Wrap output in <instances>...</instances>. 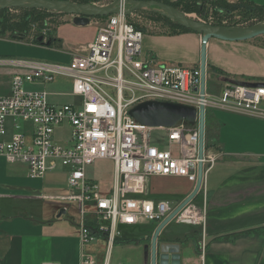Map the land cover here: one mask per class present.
Segmentation results:
<instances>
[{"label":"built area","instance_id":"2783aa9c","mask_svg":"<svg viewBox=\"0 0 264 264\" xmlns=\"http://www.w3.org/2000/svg\"><path fill=\"white\" fill-rule=\"evenodd\" d=\"M89 1L100 7L118 3L124 10L129 0ZM199 1L209 4V0ZM143 39L144 31L121 13L99 24L95 40L83 52L72 54L67 64L9 62L14 73L11 95L0 97V157L27 166L33 180L59 168L67 170L68 189L74 192L68 201L76 203L80 216L81 264H98L88 248L100 239L107 244L104 264H110L122 226H158L176 209L169 202L150 198L152 177L186 178L194 186L197 183L198 124L183 121L173 128H149L137 122L130 111L138 104L156 101L194 107L199 112L200 68L147 60ZM59 79L71 83L69 93L25 89V85L43 86ZM66 95L76 101H51V97ZM204 104L205 113L223 110L264 117V86L230 81L217 97L206 90ZM65 127L70 136L60 142L56 131ZM153 130L165 131L166 137L155 140ZM100 160L115 164L114 184L108 194L87 176V168ZM214 162L215 157L206 152L204 182L207 166ZM174 220L201 225L203 211L191 203Z\"/></svg>","mask_w":264,"mask_h":264},{"label":"crops","instance_id":"0c3cea01","mask_svg":"<svg viewBox=\"0 0 264 264\" xmlns=\"http://www.w3.org/2000/svg\"><path fill=\"white\" fill-rule=\"evenodd\" d=\"M220 1L231 4L242 1L264 7V0ZM256 40L209 41L207 69L215 71L207 74L211 75L213 83L220 85L217 95L208 91L207 82L209 94L221 95L230 81L264 83V46L255 43ZM201 46L199 34H164L147 39L143 56L161 64L200 68ZM71 57L72 53L70 60ZM219 72L224 75H218ZM13 73L11 70L12 76ZM261 109L264 111L263 107ZM216 111L230 116L220 120L222 117L217 118L211 113L209 120L214 148L206 152L215 157V162L207 166L206 180L197 198V207L203 211V224L180 223L193 228L190 234L166 233L165 228L159 241L180 245V264H264V149L248 148L264 137V117ZM211 130L215 134L212 135ZM24 173L19 166H0V264H81L80 227L75 216L70 214L75 209L64 204L68 198L56 193V174L49 172L43 179L36 180L39 187H26L21 180ZM26 174L30 179L28 169ZM179 189L176 183V190H172ZM193 189L194 186L171 192L183 201ZM155 197L159 198L156 194ZM55 202L61 204L55 206ZM58 224H68L69 229L58 227ZM119 237L116 241L119 248L141 244L138 241L130 245ZM151 241L148 243L145 239L143 242L144 264H150ZM88 252L96 256L98 264H104L106 241L100 239L88 248ZM116 264H124V261L120 258Z\"/></svg>","mask_w":264,"mask_h":264},{"label":"rangeland","instance_id":"374dc122","mask_svg":"<svg viewBox=\"0 0 264 264\" xmlns=\"http://www.w3.org/2000/svg\"><path fill=\"white\" fill-rule=\"evenodd\" d=\"M167 1L171 4H178L180 7L177 9L186 13L190 19H193L195 21L205 20L206 22H210L213 26L248 27L264 23V11H261V9H258L256 8V6L254 7L247 2L240 1L236 4H231L220 0H209L208 5H205L204 3L200 2V11L192 12L184 7V2L182 0ZM180 8L184 9V11ZM24 11L26 10L10 9L4 14H0V21H3L5 19L7 23H19L23 21L25 17L26 19L29 18L27 13H25ZM38 12L40 11L38 10ZM154 13L155 12L151 11H138L134 12L128 17L129 22L144 30L143 47L145 46V43L148 38L159 36L161 37L164 36V34H169L170 32L178 29L175 24H172L163 18H159L157 16L152 15ZM34 17L46 19L47 29L45 30L44 35L46 39L48 37H52L56 40V42L53 43V46L51 48L33 44V39L42 36L41 34H39V32H35L36 30L32 32L34 35L30 36L28 39H26V41L23 42L12 41L8 37L9 33L5 38H0V97H7L11 95L12 67L9 65L10 61L37 60L42 62L67 64L70 60L71 53L74 54L76 52H83L87 45L95 40L97 32L99 30V24L105 23V19L108 16L101 18H93L91 20V23L85 26H78L74 24V17L66 14H53V12L46 11L41 13H35ZM38 26L39 25H37V27ZM0 27H2L1 23ZM255 43L264 46V37L257 38ZM144 53L145 51L143 49V54ZM212 81L213 80L211 75L207 74L208 91L218 95L220 92V85L219 83H213ZM25 89L46 90L48 92L66 93L71 91V83L66 79H59V81H57L56 83L47 84L43 86L31 84L25 85ZM75 100V98L68 96L51 97V101L60 104L72 103L75 102ZM261 107L264 108V104H262ZM211 113H214L217 118L222 117L220 120H227L224 117L230 116L221 111L215 110L214 112H212V110H208L209 120L211 119ZM211 132L212 135L215 134L214 131L211 130ZM152 134L155 140H159V138L166 137V132L163 130H153ZM69 136L70 129L65 127L57 129L55 137L58 141L63 142L64 139L68 138ZM252 145H254V147L248 148L264 149V137L261 140H258V143H253ZM2 165H8L10 167L19 166L23 168L25 170V173L21 180L26 187L40 186V184H37L39 183L38 181L27 178V166H25L24 164L19 163L9 165L5 158L0 157V166ZM53 174H56V193H60V195L66 196L67 198L72 196L74 192L70 191L67 185V170L59 168ZM87 176L100 187L102 193L108 194L114 184L115 164L111 160L97 161L94 165L89 166L87 168ZM176 183L180 188L179 190L190 189L194 186L193 183H191L186 178H184V180L181 179L179 181L174 180L170 177H152L150 180L149 189L150 198L157 199V201L155 200L156 202L166 201L169 202L172 206L178 207L183 201H181L178 196H175L174 193L171 192L176 190ZM154 193L159 198H156ZM199 195L196 197V200L192 202L195 206L198 205L197 198L199 197ZM58 204L61 203L55 202V206H57ZM64 204L73 207L77 211V205L75 202L66 201ZM75 210L72 209V212L70 214L75 216V219L77 220L76 224H79L80 216H78L79 213L78 215L76 214ZM58 227H62L64 229H66L67 227V229H69L68 224H58ZM154 227L155 224H143L133 227H122L121 235L119 238L138 239L141 244L133 246L131 245V243L133 242H130L131 246H121L123 248H119V243L114 244L111 251V264H116V262L119 261L120 258L122 259V261H124V264H144L143 262L145 251L143 249V242L147 238L149 232ZM192 230V227L185 224H180L177 221L173 220L166 227L165 232H180L182 234H190ZM147 242L150 243L149 238L147 239Z\"/></svg>","mask_w":264,"mask_h":264},{"label":"water","instance_id":"95a60500","mask_svg":"<svg viewBox=\"0 0 264 264\" xmlns=\"http://www.w3.org/2000/svg\"><path fill=\"white\" fill-rule=\"evenodd\" d=\"M126 8L121 9L118 3L100 7L89 4H80L69 0H0V11L7 9L39 10L53 13L71 15L73 23L85 26L91 23L93 18L107 17L110 15L124 14L129 17L134 12L151 11L159 13L180 26L202 36L201 46V87L200 95L202 104L199 112L196 108L156 101H148L136 105L130 111V115L141 125L149 128H173L181 122L198 124L199 127V166L198 179L191 194L176 207V209L160 223L152 236L150 245V264H180V245L174 243H160L159 238L164 229L188 206L202 190L204 183V156L206 153V113L205 96L207 90V46L210 40L216 39L224 42H247L264 37V23L248 27H220L197 22L190 19L181 10L159 1L129 0ZM36 41L46 47H50L54 39L39 36ZM253 87L264 86V83H240ZM64 213V211L62 212ZM61 217V214L59 215Z\"/></svg>","mask_w":264,"mask_h":264},{"label":"trees","instance_id":"16d2710c","mask_svg":"<svg viewBox=\"0 0 264 264\" xmlns=\"http://www.w3.org/2000/svg\"><path fill=\"white\" fill-rule=\"evenodd\" d=\"M69 1H73V2H76V3H80V4H89L90 3L89 0H69ZM182 1L184 2L183 5H184V7L187 10H190L192 12L200 11L201 4H200L199 0H182ZM162 2L166 3L168 5H171V6L175 7V8H179L180 7L178 4H171L167 0L162 1ZM256 8L261 9V11H264V7H256ZM180 9H182V8H180ZM9 10L10 9L4 10V11H0V14H4V13H6ZM182 10L184 11V9H182ZM24 12L27 13L29 18L26 19V17H25L23 19V21H21L19 23H16V24L15 23L14 24L7 23V21L5 19L3 21H0V23L2 24V27H0V38H5L8 35V33H9L8 37L12 41L23 42V41H26V39H28L30 36L34 35L32 32L35 31V30H36L35 32H39V34L44 35V32L47 29L46 19L34 17V14L35 13L46 12V11L38 12V10H31V11L30 10H26ZM53 14H56V13H53ZM152 15L157 16L159 18H163L166 21H168V22H170L172 24H175L177 26L178 29L170 32L169 35H178V34L186 33V32L194 33L193 31L180 26L179 24L173 22L171 19H169V18H167V17H165L163 15H160V14H157V13H154ZM37 25H39V26L37 27ZM136 27L139 28L138 26H136ZM139 29H141V28H139ZM54 42H56L55 39H54ZM33 44L42 45V44H40V43H38L36 41V38L33 39ZM213 71H215V70H213L211 68L208 69V73H211ZM220 74L224 75L223 73L219 72L218 75H220ZM205 148H206V151H209L210 149L214 148V145L211 143V139H210V135H209V114H208V111L206 113V144H205ZM122 227H127V226H122ZM156 228H157V225H155V227L149 232V234H148L146 239H148V238L150 240L152 239V235H153V233H154ZM123 240L125 242H138V239H130V238L127 239L126 238V239H123ZM177 242L179 243L181 241L178 240Z\"/></svg>","mask_w":264,"mask_h":264},{"label":"bare ground","instance_id":"6f19581e","mask_svg":"<svg viewBox=\"0 0 264 264\" xmlns=\"http://www.w3.org/2000/svg\"><path fill=\"white\" fill-rule=\"evenodd\" d=\"M188 215H189V212L185 213L184 217H188Z\"/></svg>","mask_w":264,"mask_h":264},{"label":"flooded vegetation","instance_id":"af4514ba","mask_svg":"<svg viewBox=\"0 0 264 264\" xmlns=\"http://www.w3.org/2000/svg\"><path fill=\"white\" fill-rule=\"evenodd\" d=\"M49 38V37H48Z\"/></svg>","mask_w":264,"mask_h":264}]
</instances>
